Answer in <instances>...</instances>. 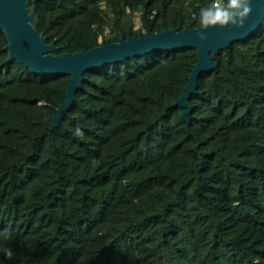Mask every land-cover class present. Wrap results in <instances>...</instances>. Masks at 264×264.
I'll return each instance as SVG.
<instances>
[{
    "label": "trees",
    "instance_id": "1",
    "mask_svg": "<svg viewBox=\"0 0 264 264\" xmlns=\"http://www.w3.org/2000/svg\"><path fill=\"white\" fill-rule=\"evenodd\" d=\"M211 0L26 4L56 55L200 27ZM0 30V264H264V18L212 59L195 49L69 77L13 60ZM10 249L11 257L4 250Z\"/></svg>",
    "mask_w": 264,
    "mask_h": 264
},
{
    "label": "water",
    "instance_id": "2",
    "mask_svg": "<svg viewBox=\"0 0 264 264\" xmlns=\"http://www.w3.org/2000/svg\"><path fill=\"white\" fill-rule=\"evenodd\" d=\"M36 1L45 0H0V30L8 42L5 48L8 51L6 62L15 60L33 74L43 77L59 75L69 77L65 102L52 119V127H57L62 115L72 105L75 93L81 89L84 74L151 53L195 49L197 62L193 66L183 95L174 104L186 109L183 114L185 117L190 110L189 99L196 92L198 77L201 73L215 69L212 59L219 51L226 50L230 45L255 34L264 18V0H253V11L244 28H210L205 33L207 38L203 42L197 38L200 27L180 32L168 29L159 33H149L144 37L127 39L121 37L117 43L90 50L83 49L74 54L56 55L60 48L47 44L43 35L32 27L35 13L33 10L28 13L26 4Z\"/></svg>",
    "mask_w": 264,
    "mask_h": 264
},
{
    "label": "clouds",
    "instance_id": "3",
    "mask_svg": "<svg viewBox=\"0 0 264 264\" xmlns=\"http://www.w3.org/2000/svg\"><path fill=\"white\" fill-rule=\"evenodd\" d=\"M252 4L253 0H211L199 10L198 22L201 30L197 36L198 40L205 41V33L210 28H244L246 20L252 14ZM4 252L11 257L10 249H5Z\"/></svg>",
    "mask_w": 264,
    "mask_h": 264
}]
</instances>
